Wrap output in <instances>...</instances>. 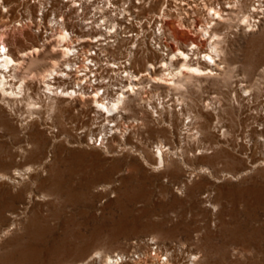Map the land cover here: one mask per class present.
Returning a JSON list of instances; mask_svg holds the SVG:
<instances>
[{
  "label": "rangeland",
  "instance_id": "374dc122",
  "mask_svg": "<svg viewBox=\"0 0 264 264\" xmlns=\"http://www.w3.org/2000/svg\"><path fill=\"white\" fill-rule=\"evenodd\" d=\"M5 2L9 5V13L0 12V17L9 26L8 30L21 14L26 18L27 7L32 13L35 11L31 0ZM163 2L153 1L148 9L146 6L138 8L134 1L129 6L140 9L139 14L151 15V22L162 5L167 6ZM250 4L252 0L243 1L244 13L233 11V22L215 30L222 37L219 46L228 65L224 76L194 82L182 93L187 103L199 102L200 108L191 110L196 116L192 132L198 131L200 139L209 145V153L215 142L223 140L224 131L233 133L239 145L236 151H231L233 160L208 161L193 156L198 151L185 134L186 112L184 115L175 110L171 114L166 112L165 119L171 120L172 128L167 134L160 132L162 125L159 127L153 122L154 113L145 109L141 98L149 99L160 93L170 99L163 86L157 87L154 81L145 79L147 63L160 69L157 62L164 52L158 55L148 52L144 39L129 38L134 40L129 44L138 43V55L147 56H143L145 61L139 57L140 64L133 69L143 80L139 84V96L131 95L126 101L127 107L119 114L125 122L121 136L118 134L108 147H90L88 137H83L84 133L97 131L106 123L102 118L98 119L101 122L96 120L92 109L77 115L66 103H60L61 112L54 114L53 123L45 121L47 113L43 110L38 119L25 126V132L17 135L21 141L17 142L13 137L17 130H22L21 121L0 104L3 156L9 161L6 152L15 155L14 163L8 162L1 171L15 180L0 181V201L7 192L21 193V199L0 216V264H76L97 254L124 252L132 240L146 237L186 245L200 255L198 264H264V15L260 16L257 27L249 28L243 20L238 25V18L248 13ZM174 5L169 0L167 7L175 9ZM197 19L202 24L200 14ZM145 28L151 37L153 28L147 25ZM11 34L7 31L5 40L14 55L32 45L41 47L43 34L38 37L31 29L18 31L16 47ZM21 34L28 35V39H22ZM76 36L84 37L82 43L90 39L81 30ZM80 40L76 37L75 41ZM153 40L164 49H168L165 45H170V40ZM50 42L47 52L53 50ZM43 57L45 61L33 70H22L21 76L28 74V80L37 81V76L49 68V60L56 56L44 53ZM239 82L252 90L250 98L244 97L235 87ZM30 83L32 96L40 93V84ZM171 93L172 97L179 96L176 91ZM212 96L222 102V108L202 110ZM19 110L23 118L28 116L24 102ZM144 119L150 122L148 132L140 127ZM124 126H130L127 132ZM11 128L16 132H11ZM122 131H125L124 136ZM35 134L37 137L33 139ZM37 140L41 142L39 161L22 157L20 149L31 150ZM160 140L172 148L164 172L147 165L141 153L145 151L144 158L154 166L155 162L150 159L152 146ZM189 143L192 148L185 157L174 150ZM212 155L206 154L207 157ZM174 162L178 168L176 176L170 172ZM28 167L34 171L23 178H15L14 170L24 171ZM135 217H143L142 222L119 225L122 218L132 220ZM151 223L160 225L153 227Z\"/></svg>",
  "mask_w": 264,
  "mask_h": 264
},
{
  "label": "bare ground",
  "instance_id": "6f19581e",
  "mask_svg": "<svg viewBox=\"0 0 264 264\" xmlns=\"http://www.w3.org/2000/svg\"><path fill=\"white\" fill-rule=\"evenodd\" d=\"M26 1L30 2V0ZM133 1L136 6L139 5L138 8L145 9L146 6L148 9L153 1L155 2L156 0H91L89 4H85L84 2L80 4L82 7V12L80 14L75 6H69L71 11L69 17L65 15L61 8V6L63 8L67 7L65 3L52 4V10L59 13L58 15L62 18L60 21L58 18L49 19L43 10L34 5V7H32L33 9L35 8L34 13L27 7L26 12L28 14H26V12L24 13L26 18H23L21 14L20 18L16 20L15 25L9 28L10 30H8L9 26L6 22L3 21L4 18L0 17V28H2L0 32V48L7 50L0 51V104L9 108L11 113L21 121L22 130H17V134L13 137L14 140L21 142L17 135L22 131L25 132L27 129L25 126H28L29 122L33 123L35 119H38V115H40V112L43 110H46L47 113L45 121L47 123H53L54 114L58 111L61 112L59 104L66 103L67 106L73 108V112L77 115H82V112H84L83 110L92 109L95 114L94 116L97 118L96 120L102 118L103 122H106L103 125L101 124V127L96 125L99 127L97 131L94 130L90 133H84V131L80 132L81 134L84 133L83 137L87 136L89 139L100 134L103 142L104 140H108V133L112 134L111 140L102 143L100 147L90 145L89 140H87L90 147L104 148L110 146L113 140L116 139V136L120 134L122 125H125L122 116L120 117L119 114L127 107V99H129L131 95L137 94L139 96L140 94L138 93L140 88L139 84L143 79L139 76L140 74L135 75L133 69L137 64H140L141 60L145 61V57L147 56L141 55L142 59L139 61L141 56L137 53L139 48L138 43L134 42L129 44V42L134 41L129 38H134L137 41L144 39L145 45L148 44L149 47L148 52L150 50L156 53V55L161 51L164 52L163 56H161V60L157 62L158 64L160 63V69H157L151 63L148 66L147 63L146 74L148 76L145 77V79L150 80L149 82L154 81L157 87L163 86L168 96H170V99L167 98V95L163 96L160 93L154 94L149 99L141 98L145 109L148 111L150 109V114L152 115L154 113V116H152L153 122L157 123L159 127L162 125V127H160V132L167 134L170 128H172L171 120L167 121L165 119L164 114L166 112L171 114L172 111L175 110L181 115H184V112H186L185 115L188 122H185V134L188 135V139H192V146H195L196 151H198V154H193V156H200L208 161H218V159L222 158L233 160L234 156L231 151H236V149L239 148L233 133L231 134V132L224 131L222 134L223 140L215 142L211 148L213 151L209 153L210 147L200 139L198 131L192 132L195 126L196 116L192 115L191 110H194L195 107H199V102L194 103L191 101L187 103L182 93L187 92L194 82L205 79H217L224 76L228 65L224 59V51L219 46L222 37L215 30L219 26H222V24L229 26L234 20L232 18L234 12L244 13L243 1L245 0H172L175 3V9L170 10L167 7L169 0H164L163 3L167 4V6L165 5L163 7L162 5L159 13L154 17L152 16L153 20H151V22H149L151 15L147 16L144 13L139 14L141 12L140 9L130 8L129 5ZM31 5L33 6V4ZM16 6L19 7L20 5L16 4ZM5 8L7 11H4ZM248 8L249 14L247 13V15L245 13L241 19L238 18V25H241L243 20L247 21L248 27H256L255 23L251 24V21L255 16L259 17V15H264V0H252V4H250ZM37 9L43 12V18L40 21L48 23V26L44 27V29H46L45 32L40 30L42 26L36 22L34 17ZM60 9H62V13ZM0 12L2 14L9 13V5L6 4L5 0H0ZM197 14L201 15L202 24L198 21ZM125 15H128V20L131 21L128 25L125 24L127 21ZM145 25H147L148 28H153L151 30V37L148 36L150 33L145 28ZM27 29L33 30L34 35L38 37L40 36L38 32L42 31L46 33V36H42V41L40 42L41 47L32 45L18 52L17 55H14L5 40L6 33L7 31L12 32L11 36L13 35L12 39L15 41L13 45L16 47V43H18L16 32ZM35 29H37L38 32H36ZM80 30L83 31L85 37L90 38H87L88 43H82L83 36H76V34H79ZM21 35L22 39H28V35ZM76 37L81 39L80 42L75 41ZM95 38L96 40L93 41ZM153 38L156 40L162 39L166 42L170 40V42H168L170 45H165L168 49L155 45L157 43L154 42ZM73 40L75 43H73ZM49 41H51L49 45L53 50L47 52V44ZM102 41L106 42L103 43ZM193 45H195L194 48ZM54 47L57 48V50H54ZM65 49L67 51H65ZM93 49L96 50V52H94V55L89 56L87 52ZM180 52H184L185 55L188 56V59L184 60L178 55ZM44 53H47V55L52 54L56 57L49 60V68L45 69L37 76L39 77L37 81L34 79L28 80V74H26V76H21L20 72L22 70L30 68L33 70L36 66L41 64L42 60L45 61L46 59L43 57ZM62 57V62L59 64ZM173 57H175V59H173ZM205 57H207L208 60H206ZM9 60H11L12 63H9ZM209 60L212 62L209 63ZM188 68H195L198 72L202 73V75H196L193 72L186 71ZM151 78L153 79L151 80ZM30 82H38L40 84V88H42L40 93H36L34 94L35 96H32L33 92L30 87ZM235 87L240 90L244 97L250 98L252 90H249L247 85L239 82ZM101 90H103L102 95L99 93ZM172 91L179 93V96L172 97ZM23 102L26 105L28 114L26 118H23V114L20 113L19 110V106L22 105ZM168 102H171V104H168ZM97 105H102L107 111L102 110L97 107ZM113 105H115V108H113ZM76 106H79V108H76ZM87 106L89 107L87 108ZM222 106V102L216 96H212L210 101L205 102L201 109L216 110L217 108L221 109ZM177 107H180V109L177 110ZM158 108H160V110H158ZM118 118L121 119L118 120ZM98 121L101 122L100 120ZM121 122L122 124L120 125L119 123ZM64 123L65 121L63 120V124ZM112 124H114V126L110 128ZM137 125H139V123H137ZM140 125V127H142L141 129H145L147 132L151 130L149 127L150 122H146L145 119L141 121ZM124 127L126 132L130 128V126ZM132 128L135 129V125H133ZM10 130L11 132H16V129L14 130L11 128ZM125 131H122V135ZM35 137H37V134L33 136V139H35ZM124 139L125 137H123V140ZM40 144L41 142L37 140L36 146L30 147L31 150L21 148V156L29 161L38 162ZM121 144L120 146L123 147ZM257 144L258 143H255V145ZM188 145L174 148V150H179L180 154L185 157V155H188V149L192 148L190 143ZM4 147L5 146L0 145V181L15 180L13 177L1 172L5 169V165H7L8 162H10V164L14 163L13 160L15 157L13 153L7 151L6 154L9 157V161H7L5 159L6 157L3 156ZM141 153L143 161L147 165L151 166L154 170L164 172L168 164L167 158L172 154V148L168 147L163 140H160L152 146V155L150 159L152 162H155L154 166L148 162V159L144 158L146 157L145 151ZM206 154L213 155L212 157H207ZM33 171L34 169L32 167H28L24 171L16 169L14 170V176H16L15 178H23V176ZM170 172L173 176L177 175L178 168L175 162L173 164V170ZM19 199H21V193L7 192L3 200L0 201V216L3 215L7 208L13 207L14 203ZM142 218L143 217H135L132 220L122 218L119 225H136L142 222ZM151 225L156 227L160 224L151 223ZM80 263L82 262L78 261L76 264ZM206 264L209 263L207 262Z\"/></svg>",
  "mask_w": 264,
  "mask_h": 264
},
{
  "label": "built area",
  "instance_id": "2783aa9c",
  "mask_svg": "<svg viewBox=\"0 0 264 264\" xmlns=\"http://www.w3.org/2000/svg\"><path fill=\"white\" fill-rule=\"evenodd\" d=\"M61 2L67 5L66 8H63L62 6L61 8L63 9L65 15L69 17L71 15L69 6H75L76 10L80 14L82 12V7L80 6V4H82V2H84L85 4H89L91 3V0H31V4L36 5V7L38 6L39 9L43 10L45 15H47L49 19L58 18L59 21L62 20V18L58 15L59 13L52 10L51 5L59 3L61 4ZM62 9H60L61 13L63 12ZM42 13V11H38L37 9L34 17L36 19V22H38L42 26L40 30L45 32L46 29H44V27L48 26V23L40 21L43 18ZM125 18L127 19L125 24L128 25V23L131 21L128 20V15H125ZM260 20V15L259 17L255 16V18L251 21V24L255 23L257 27L260 23ZM35 31L38 32L37 29H35ZM42 31L38 32V34H43V36H46V33H43ZM95 40L96 38L93 39V41ZM102 42L105 43L106 41ZM94 52H96V50L93 49L92 51H88L87 54L89 56L94 55ZM99 93L102 95L103 90H101ZM113 126L114 124L110 125V128H113ZM111 135V133H108L107 135L108 142L112 138ZM88 140L90 145H96L97 147H100L102 146V143L107 142L105 140L104 142L102 141V136L100 134H98L97 136H93L90 139L88 138ZM199 260L200 255L197 252L189 249L186 245H183L176 241L164 243L158 241L154 237H146L143 239L132 240L129 243V248L124 252H116L108 255L97 254L80 264H109V262H111V264H197Z\"/></svg>",
  "mask_w": 264,
  "mask_h": 264
},
{
  "label": "snow or ice",
  "instance_id": "6c2138e0",
  "mask_svg": "<svg viewBox=\"0 0 264 264\" xmlns=\"http://www.w3.org/2000/svg\"><path fill=\"white\" fill-rule=\"evenodd\" d=\"M4 11H7V9L5 8ZM213 15H214V13H213ZM244 23L247 24V21H244ZM194 47H195V45H193V48H194ZM0 51H7V50H6V49H2V48H0ZM65 51H67V50L65 49ZM178 55H180L184 60H187V59H188V56L185 55L184 52H180V53H178ZM173 59H175V57H173ZM205 59L208 60L207 57H205ZM211 62H212V61L209 60V63H211ZM9 63H12V61L9 60ZM186 71L193 72V73H195L196 75H202V73L198 72L195 68H188V69H186ZM161 83H162V82H161ZM97 107L101 108V109L104 110V111H107V109H104L102 105H97ZM113 108H115V105H113ZM109 264H111V262H109Z\"/></svg>",
  "mask_w": 264,
  "mask_h": 264
}]
</instances>
